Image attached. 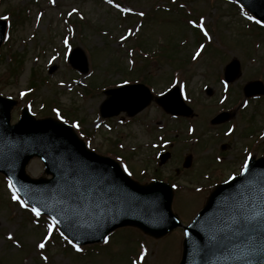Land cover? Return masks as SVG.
Instances as JSON below:
<instances>
[{
	"label": "rangeland",
	"instance_id": "obj_1",
	"mask_svg": "<svg viewBox=\"0 0 264 264\" xmlns=\"http://www.w3.org/2000/svg\"><path fill=\"white\" fill-rule=\"evenodd\" d=\"M230 1L113 0L130 9L122 13L106 0H55L54 4L50 0H0V18L8 17L0 47V94L16 99L11 122L18 119L25 105L36 117H57L49 113L50 107H61L68 112L69 124L82 126L91 149L114 158L133 178L149 181L156 169V174L168 178L175 185L173 210L182 223H187L201 207L210 184L239 170L247 146L250 153L264 155V130L259 133L264 125V95L244 97L242 90L245 83L255 79L264 83V29L254 27L246 11ZM73 8L77 11L69 16ZM201 17L212 39L200 37L197 45L200 40L195 28L186 20L199 21ZM130 29L135 34L121 41ZM65 37L71 49L79 47L84 53L86 73L75 70L65 59ZM201 44L204 50L193 60ZM232 59L238 60L240 73L227 84L219 77ZM31 80L35 87L27 95ZM125 81L147 85L154 96L174 85L183 87L187 99L183 98L192 115L174 117L152 100L134 116L120 112L101 117L99 109L108 91ZM225 85L230 87L226 90ZM29 99H33L30 105ZM220 111H228L230 117L211 124L210 119ZM228 125L233 129L223 136ZM73 128L79 131V127ZM252 130L256 132L251 138L248 134ZM162 132L168 139L164 148L169 151L163 162L158 157ZM188 153L192 162L184 168L182 161ZM143 169L146 174L140 176ZM26 171L40 176L43 165L33 158ZM2 177L0 264H129L124 255L132 249L137 251L136 241L142 242L140 239L144 242L139 245V255L146 250L142 264H177L180 258L181 227L148 240L134 228H122L108 236L109 243L103 242L105 246L98 254L92 251L85 255L75 253L53 229L45 248L38 249L36 245L46 235L50 220L39 218L37 223L36 217L13 202L8 182ZM9 235L13 240L7 239Z\"/></svg>",
	"mask_w": 264,
	"mask_h": 264
},
{
	"label": "water",
	"instance_id": "obj_2",
	"mask_svg": "<svg viewBox=\"0 0 264 264\" xmlns=\"http://www.w3.org/2000/svg\"><path fill=\"white\" fill-rule=\"evenodd\" d=\"M260 19L264 17V0H239ZM5 22L0 20V44L4 37ZM80 55V63L74 57ZM73 65L85 72L86 59L80 49L73 50ZM239 74V63L232 60L225 70V78L234 80ZM109 97L101 104V114L111 116L121 110L134 115L143 109L152 96L142 84L123 86L108 91ZM246 96L264 93L260 81L245 85ZM163 108L173 114L189 115L174 88L156 98ZM13 101L0 96V172L12 180L18 193L28 204L55 217L60 230L70 239L86 244L100 241L117 227L131 225L155 238L161 237L180 225L171 210L173 191L161 181L139 184L132 180L108 157L86 148L73 129L56 120H35L25 110L21 119L9 124ZM108 107H113L108 111ZM226 113L218 114L212 122H220ZM33 156H39L45 165L44 177L33 179L25 166ZM167 154H164V159ZM191 155L184 166H189ZM69 187H79L84 193L75 202L68 201L64 192ZM264 188V158L248 161L244 174L212 188L202 209L185 228L182 253L178 264H246L236 259V245L242 238L232 236L223 228L233 209L259 198ZM216 237V239H212ZM255 264V260H253Z\"/></svg>",
	"mask_w": 264,
	"mask_h": 264
},
{
	"label": "snow or ice",
	"instance_id": "obj_3",
	"mask_svg": "<svg viewBox=\"0 0 264 264\" xmlns=\"http://www.w3.org/2000/svg\"><path fill=\"white\" fill-rule=\"evenodd\" d=\"M50 2L54 4L55 0H50ZM106 3L119 9V11L122 13H127L130 11V9L121 7L119 4H114L113 0H106ZM181 7H183V5H181ZM76 11L77 9L73 8L72 11L68 13V15L72 16L73 13H75ZM138 15L143 16L144 13L139 12ZM2 18L5 20L8 19V17H2ZM81 19H83V17H81ZM247 19L252 20L253 17L248 16ZM188 23L191 24L193 28L198 29L199 32L202 33L204 37L208 38V40L211 41L212 37L209 35V32L206 29L205 19L203 17L199 19V22L189 20ZM256 23L260 24L261 22L257 20ZM69 31H72V29H69ZM137 31H139V29H137ZM133 34L134 33L130 29L128 31V34L122 35L120 39L121 41H125L128 39V36H131ZM63 44L65 48L68 50L64 53V57L65 59H67L68 54L71 51V47L67 37L64 38ZM204 47L205 46L203 44L199 45V47L195 52V55L192 56L193 60H196L198 57H200L202 51L204 50ZM129 55H131V53H129ZM54 59H56V57H53V60ZM126 83H128V81H125V84ZM225 89L227 90V85H225ZM180 91L181 94L184 95L183 87H181ZM23 95L25 94L21 93V96ZM160 95H164V93H160ZM184 98L187 99V96L184 95ZM246 103L247 102H245V105ZM54 111L57 110L54 109ZM57 116L59 117L58 111H57ZM96 126L99 127V125ZM73 127L78 128L79 125L73 124ZM189 131L191 132L192 129H189ZM231 131L232 129L229 130V132ZM121 147H123V145H121ZM249 159L250 156L249 158H246L243 162V166L241 168L242 175L248 169ZM124 170L127 172L128 171L127 167H125ZM229 179H233V178L229 177ZM8 188L11 191V200L13 202H16L21 209H25L29 211L36 218H39L41 216V211L39 208L35 206L29 207V204L26 203L25 200H22L19 197V195L17 194L18 189L15 187L11 179H9L8 181ZM197 191H199V189H197ZM82 195H84V193L81 191L79 187H69L64 192L65 198L70 202H75ZM36 222L38 223V219ZM57 223H58L57 219L55 217H52L51 221L46 225V235H44L41 242H39L36 245L38 249L43 250L45 248L46 242H48L52 238L53 229ZM225 230L231 232L232 236L242 238V244L236 245L237 252H234V256L236 259L244 260L246 264H253V260H255V264H264V188L260 189L259 198L255 202L249 200L248 203L240 205L232 210L229 216V220L223 222V228L220 229V232L224 233ZM61 235L77 253L83 251V249L78 244L73 243V241L68 239L67 236H64L63 233H61ZM185 235H187V233H185ZM7 239L13 240V236L9 235ZM212 239H216V237H212ZM103 240L105 244L109 243V238L107 236H104ZM141 247L143 248V246ZM145 255H146V250L141 251L139 255V261H143ZM43 259L47 260L48 258L47 256H44ZM132 264H139V262L137 260H133Z\"/></svg>",
	"mask_w": 264,
	"mask_h": 264
},
{
	"label": "flooded vegetation",
	"instance_id": "obj_4",
	"mask_svg": "<svg viewBox=\"0 0 264 264\" xmlns=\"http://www.w3.org/2000/svg\"><path fill=\"white\" fill-rule=\"evenodd\" d=\"M163 137H164V134H163Z\"/></svg>",
	"mask_w": 264,
	"mask_h": 264
}]
</instances>
